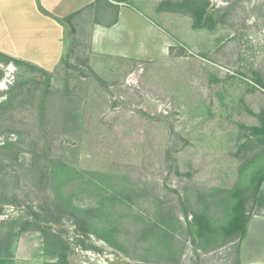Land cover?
<instances>
[{
    "label": "rangeland",
    "instance_id": "1",
    "mask_svg": "<svg viewBox=\"0 0 264 264\" xmlns=\"http://www.w3.org/2000/svg\"><path fill=\"white\" fill-rule=\"evenodd\" d=\"M160 1L96 0L65 21L60 61L30 63L47 84L0 62L1 264H264V142L248 131L264 109V0H209L213 30ZM235 190L242 238L221 231Z\"/></svg>",
    "mask_w": 264,
    "mask_h": 264
},
{
    "label": "crops",
    "instance_id": "2",
    "mask_svg": "<svg viewBox=\"0 0 264 264\" xmlns=\"http://www.w3.org/2000/svg\"><path fill=\"white\" fill-rule=\"evenodd\" d=\"M95 1L0 0V52L41 67L58 63L66 37L65 21L59 19L75 17Z\"/></svg>",
    "mask_w": 264,
    "mask_h": 264
},
{
    "label": "trees",
    "instance_id": "3",
    "mask_svg": "<svg viewBox=\"0 0 264 264\" xmlns=\"http://www.w3.org/2000/svg\"><path fill=\"white\" fill-rule=\"evenodd\" d=\"M116 1H123V0H116ZM156 11L187 14L192 18V26L197 29L207 28L209 30H213L215 29L217 24V18H216L217 12L215 9L211 8L209 0H161L156 5ZM73 15L74 14H71L65 18L59 19V21L63 20L69 22L73 17ZM114 21H116V18ZM0 62L4 64H8V62H12L14 64H26L33 69L41 70V68L38 66L30 64L18 58L12 57L3 52H0ZM41 71L44 74V78L47 84L50 75L43 70ZM255 83L264 89V80L258 74L255 79ZM42 97L43 100L44 93ZM258 118L260 120V124L248 127V131H249V135H253L259 140L264 142V139H262L264 137V109H262L259 112ZM255 181L256 182L254 184L253 192H252V199H253L252 206L253 208L258 207L264 209V190L261 189V184L264 181V171H262L257 175ZM233 195L235 197V201L232 208V214L230 215L227 223L221 227V231L226 235L235 234L237 237L242 238L245 236L247 223L249 220V215L245 207L247 203V199L243 194H241L239 190H235L233 192ZM1 211L2 209L0 208V214ZM34 214L37 218L43 220H37L39 222L26 221L25 224H31L35 226V228L41 230L46 235L47 233L46 228L43 227L42 224L40 223H47V222L49 223L50 220L40 217L37 213ZM192 217H193L192 220L189 221L190 232H192V234L196 236L202 235L203 232L206 231L209 227L207 219L199 214H194ZM74 223H77V221H74ZM81 231L84 234L86 233L85 229H82ZM55 237L59 240V236H55ZM1 263L2 261L0 260V264ZM51 264H70V263L67 259L65 252H60L57 254L56 261L52 262Z\"/></svg>",
    "mask_w": 264,
    "mask_h": 264
}]
</instances>
